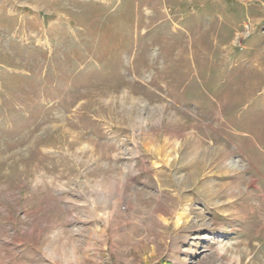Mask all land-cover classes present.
<instances>
[{"label":"rangeland","instance_id":"obj_1","mask_svg":"<svg viewBox=\"0 0 264 264\" xmlns=\"http://www.w3.org/2000/svg\"><path fill=\"white\" fill-rule=\"evenodd\" d=\"M0 264H264V0H0Z\"/></svg>","mask_w":264,"mask_h":264},{"label":"bare ground","instance_id":"obj_2","mask_svg":"<svg viewBox=\"0 0 264 264\" xmlns=\"http://www.w3.org/2000/svg\"><path fill=\"white\" fill-rule=\"evenodd\" d=\"M181 223H183L182 218H178V220H177V224H181Z\"/></svg>","mask_w":264,"mask_h":264}]
</instances>
